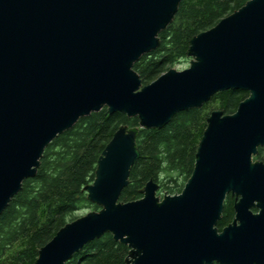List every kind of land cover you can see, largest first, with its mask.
Returning a JSON list of instances; mask_svg holds the SVG:
<instances>
[{
  "label": "water",
  "instance_id": "1",
  "mask_svg": "<svg viewBox=\"0 0 264 264\" xmlns=\"http://www.w3.org/2000/svg\"><path fill=\"white\" fill-rule=\"evenodd\" d=\"M182 1L0 0V216L80 119L106 107L140 121L115 132L83 189L101 209L61 228L35 264H67L106 233L131 249L125 264H264V164L254 161L264 147V0L193 38L188 68L142 86L134 64L159 48ZM229 90L249 97L207 118L183 191L161 200L150 181L143 198L121 203L141 129ZM229 195L235 218L220 232Z\"/></svg>",
  "mask_w": 264,
  "mask_h": 264
},
{
  "label": "trees",
  "instance_id": "2",
  "mask_svg": "<svg viewBox=\"0 0 264 264\" xmlns=\"http://www.w3.org/2000/svg\"><path fill=\"white\" fill-rule=\"evenodd\" d=\"M248 1L183 0L172 23L159 34V48L134 64L142 86L190 59L191 40ZM248 93L229 90L218 93L212 100L222 101L220 110L231 116L249 97ZM203 108L178 113L162 129H141L137 139L140 157L131 169L121 203L143 198L142 191L150 181L160 185L158 196H173L183 191L195 169L198 146L207 128L209 114L204 115ZM108 112L105 107L80 119L43 152L36 176L24 181L21 191L0 216V264H35L39 250L61 228L78 219L74 215L101 209L89 202L83 189L94 184L96 163L115 132L122 126H140L138 118ZM254 159L264 164V147L259 148ZM234 202L232 196H227L222 219L217 224L220 232L235 218ZM19 245L22 247L17 249ZM130 251L128 245L106 233L85 245L67 264H125Z\"/></svg>",
  "mask_w": 264,
  "mask_h": 264
},
{
  "label": "rangeland",
  "instance_id": "3",
  "mask_svg": "<svg viewBox=\"0 0 264 264\" xmlns=\"http://www.w3.org/2000/svg\"><path fill=\"white\" fill-rule=\"evenodd\" d=\"M190 61H191V59H187V61L186 62H182V63H179V64H177L176 66H174L172 69H175V70H177V72L178 71H181V70H184V69H186V68H188L189 66H190ZM222 93V92H221ZM208 105H206L205 106V108H203L204 109V115H207V114H209V116H210V114L213 112V111H216V110H220V107H222V101H220V100H216V99H214V100H212L211 99V101L210 102H208L207 103ZM221 111V110H220ZM208 116V117H209ZM254 161H255V159H254ZM160 191V190H159ZM178 195V194H177ZM157 197H159V199H161L162 200V198H164V197H162V196H158L157 195ZM91 212H94V211H91ZM95 212H98V211H95ZM94 212V213H95ZM88 213H90L89 211H81V212H78L76 215H74V216H76V218H80V217H82V215L83 216H85V214H88ZM22 247V245H19L18 246V248L17 249H20ZM16 249V250H17ZM15 250V251H16Z\"/></svg>",
  "mask_w": 264,
  "mask_h": 264
}]
</instances>
